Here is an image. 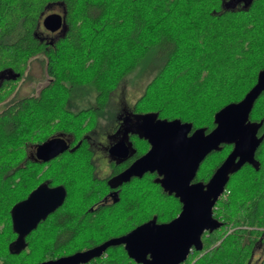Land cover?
I'll use <instances>...</instances> for the list:
<instances>
[{"label": "trees", "instance_id": "16d2710c", "mask_svg": "<svg viewBox=\"0 0 264 264\" xmlns=\"http://www.w3.org/2000/svg\"><path fill=\"white\" fill-rule=\"evenodd\" d=\"M50 4L62 9L64 29L40 38L39 21ZM33 57L42 59L48 82L35 94L10 97ZM263 66L264 0H0V264H34L87 249L179 212V199L151 173L124 182L93 209L106 195L107 178L94 173L81 129L103 114L127 75L141 67L151 75L135 111L209 131L214 113L241 99ZM78 93L92 94L93 106L75 103ZM249 117L262 120L263 132L264 90ZM57 133L72 137L70 148L45 162L35 159L33 147ZM231 145L208 153L195 179L207 181ZM254 157L255 166L230 173L227 194L213 207L222 226L204 232L202 249L180 264H249L264 247V137ZM42 184L63 187L65 198L21 236L12 207ZM84 264L139 263L120 244Z\"/></svg>", "mask_w": 264, "mask_h": 264}, {"label": "water", "instance_id": "95a60500", "mask_svg": "<svg viewBox=\"0 0 264 264\" xmlns=\"http://www.w3.org/2000/svg\"><path fill=\"white\" fill-rule=\"evenodd\" d=\"M64 22L60 13H48L42 23L49 30ZM18 75V74H15ZM264 90V66L255 83L235 102H229L214 113V126L192 129V124L179 118L158 117L157 112L138 114V131L149 143L148 149L115 175L113 186L156 172L155 180L181 202L179 212L170 220L158 222L152 217L125 233L111 236L89 247L46 259L34 264H84L100 256L107 247L122 245L128 257L139 264H180L191 250L202 249L201 236L222 226L213 216V207L225 189L230 173L248 163L256 165L255 151L264 137L258 134L262 120L250 119L253 104ZM222 143H231L230 151L214 169L207 181L195 180L201 161ZM60 137H49L35 145V157L48 161L68 148ZM112 158L124 159L128 144L117 141L108 149ZM61 186H37L11 210L12 226L26 235L64 200Z\"/></svg>", "mask_w": 264, "mask_h": 264}, {"label": "rangeland", "instance_id": "374dc122", "mask_svg": "<svg viewBox=\"0 0 264 264\" xmlns=\"http://www.w3.org/2000/svg\"><path fill=\"white\" fill-rule=\"evenodd\" d=\"M41 60L42 59L40 57H33L29 61L26 72L15 83V89L10 97L17 98L23 95L35 94L43 85L48 82V75L44 72ZM148 71V69H142L141 67V69H136L135 71L127 75L123 80H121L120 84L114 89V91L111 92L109 101L105 107L103 114H98L97 116H95V120H93L92 117L90 123L81 129V133L94 135L96 142V146L92 149L94 155H96L97 153H105V150L102 146L106 135L110 131L111 126V123H107V121H109V119L115 120L116 114L120 109L121 102H123V100H126L129 103L128 107L132 108L135 111L134 103L143 92L145 84L151 77L150 72ZM74 102L79 105L82 104L93 106V95L78 93ZM85 114L86 113L83 112V115ZM92 114L93 111L90 112V115ZM145 142L146 141L143 140L142 143L138 144L141 149L147 147ZM103 166L104 165H99V167L101 168ZM104 167L108 168L106 165ZM103 171H105V169ZM226 192L227 190L225 191L224 189L219 198L225 197V195L227 194ZM263 256L264 247L263 245H259L255 249L249 264H258Z\"/></svg>", "mask_w": 264, "mask_h": 264}, {"label": "flooded vegetation", "instance_id": "af4514ba", "mask_svg": "<svg viewBox=\"0 0 264 264\" xmlns=\"http://www.w3.org/2000/svg\"><path fill=\"white\" fill-rule=\"evenodd\" d=\"M47 8L48 9L45 10L41 15V18L39 21L38 34L40 38L50 39V38H54L60 35L63 32L64 22L56 30H49L45 28V26L42 23V20L46 14L60 13L61 15H63L62 9L57 4H50ZM1 78L2 76H0V79ZM128 105L129 103L126 100H123V102H121L120 104V109L118 113L116 114L115 120L109 119V121H107V123L108 122L111 123V126H110V131L106 135V138L104 139V143L102 146L103 149L105 150V153L103 154L97 153L96 155L93 154V161L95 163L94 173L99 177H103V178L106 177L107 185H108L107 190H106V195H103V197L100 198L99 202L97 203L93 202V209L97 208L99 204H102V202H108L109 200H112L114 198L115 193L117 192L118 188H120V186L123 184L122 183L118 186H113L116 180L115 175L119 171H121L123 168L128 166L134 159H136L138 156L143 154L149 147V143L147 142V140L144 137H142L140 132L138 131L137 124H138V119H139L138 117L139 112L134 111L132 108H129ZM84 135L89 141V144L91 145L93 149V147L96 146L94 135L93 134H84ZM52 137H60L61 139H63L65 142L69 144L67 149L70 148L71 141H72L71 136L67 134H63V133H57V134H54ZM143 140L146 141L147 147L140 149L138 144L142 143ZM117 141H124L126 144H128L129 153L126 155L124 159H122L121 157L112 158L109 155V152H108L109 147ZM31 152H32L31 155L36 159L35 147H33ZM38 161H41V160H38ZM99 165H104V166L106 165L108 168H105L104 166L101 168L99 167ZM117 166L119 167V169L117 171H114ZM104 169L105 171H103ZM146 173H150V172H146ZM146 173H144L143 175H145ZM151 174H153V177L155 179L158 178V175L156 174V172H151ZM134 177L135 176H133L132 178ZM195 178H194V181L197 180Z\"/></svg>", "mask_w": 264, "mask_h": 264}]
</instances>
